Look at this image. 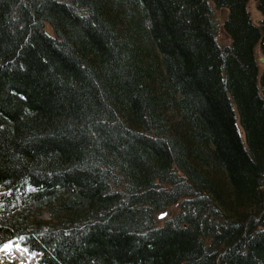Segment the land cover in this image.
<instances>
[{
    "label": "trees",
    "instance_id": "16d2710c",
    "mask_svg": "<svg viewBox=\"0 0 264 264\" xmlns=\"http://www.w3.org/2000/svg\"><path fill=\"white\" fill-rule=\"evenodd\" d=\"M248 2L0 0V250L264 264V0L258 24Z\"/></svg>",
    "mask_w": 264,
    "mask_h": 264
},
{
    "label": "rangeland",
    "instance_id": "374dc122",
    "mask_svg": "<svg viewBox=\"0 0 264 264\" xmlns=\"http://www.w3.org/2000/svg\"><path fill=\"white\" fill-rule=\"evenodd\" d=\"M256 1L257 0H249L248 2V10L251 16V19L254 23L258 24L260 20L263 19V16L256 8ZM214 15L218 22V30H217V40L220 44H228L229 38L225 34L222 22L224 16L226 15L225 10L222 9H213ZM47 30L51 32L49 26L47 25ZM256 56L258 60V66L261 69L264 68V63L259 61L260 57H264L263 51L257 46L256 49ZM177 211V204L174 206L169 207L163 212L158 213L155 216L156 221L158 224H161L166 218L170 217ZM164 214V215H162ZM46 217V214H43ZM0 264H37V255L29 254L24 251L17 241L10 242L6 246H4L0 250Z\"/></svg>",
    "mask_w": 264,
    "mask_h": 264
},
{
    "label": "water",
    "instance_id": "95a60500",
    "mask_svg": "<svg viewBox=\"0 0 264 264\" xmlns=\"http://www.w3.org/2000/svg\"><path fill=\"white\" fill-rule=\"evenodd\" d=\"M259 61L262 62V63H264V57H260L259 58Z\"/></svg>",
    "mask_w": 264,
    "mask_h": 264
},
{
    "label": "snow or ice",
    "instance_id": "6c2138e0",
    "mask_svg": "<svg viewBox=\"0 0 264 264\" xmlns=\"http://www.w3.org/2000/svg\"><path fill=\"white\" fill-rule=\"evenodd\" d=\"M162 215H164V214H162Z\"/></svg>",
    "mask_w": 264,
    "mask_h": 264
}]
</instances>
